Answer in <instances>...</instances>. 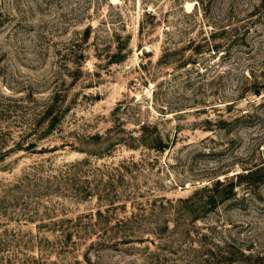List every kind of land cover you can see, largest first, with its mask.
<instances>
[{"label": "rangeland", "instance_id": "rangeland-1", "mask_svg": "<svg viewBox=\"0 0 264 264\" xmlns=\"http://www.w3.org/2000/svg\"><path fill=\"white\" fill-rule=\"evenodd\" d=\"M0 264H264V0H0Z\"/></svg>", "mask_w": 264, "mask_h": 264}, {"label": "trees", "instance_id": "trees-1", "mask_svg": "<svg viewBox=\"0 0 264 264\" xmlns=\"http://www.w3.org/2000/svg\"><path fill=\"white\" fill-rule=\"evenodd\" d=\"M214 38V36H212ZM208 45V44H207ZM222 48V46L220 45H212L211 49L209 47H207L206 45L203 46H199L198 48H195L194 51L196 52L195 54H201L204 49H207V52H210V55L212 54V52H214L215 54ZM167 50H165V55L162 57V60H166L167 63H170L174 58V56H176V53H168L166 52ZM197 55L196 56H190L187 60H185L182 65L185 66L184 68H188V67H197L196 66V61H197ZM165 110V109H163ZM259 171L257 170H253V169H249L246 170V173H239L236 174L235 177L233 179H231L230 181H226V182H220L219 180L216 182L215 186L216 187H222L225 186V184H228V191H230V193H233L235 188H236V184L240 183L241 181H245V186H251L254 187L256 184L259 183V178L258 176ZM232 190V192H231ZM223 192V191H222Z\"/></svg>", "mask_w": 264, "mask_h": 264}, {"label": "bare ground", "instance_id": "bare-ground-1", "mask_svg": "<svg viewBox=\"0 0 264 264\" xmlns=\"http://www.w3.org/2000/svg\"><path fill=\"white\" fill-rule=\"evenodd\" d=\"M190 4H188V6H189Z\"/></svg>", "mask_w": 264, "mask_h": 264}]
</instances>
